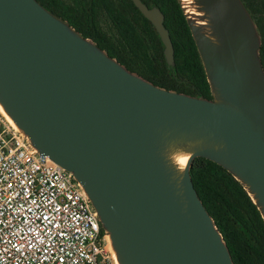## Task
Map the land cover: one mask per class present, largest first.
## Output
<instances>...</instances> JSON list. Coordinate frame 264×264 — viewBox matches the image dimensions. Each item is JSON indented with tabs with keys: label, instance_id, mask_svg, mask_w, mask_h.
Instances as JSON below:
<instances>
[{
	"label": "water",
	"instance_id": "water-1",
	"mask_svg": "<svg viewBox=\"0 0 264 264\" xmlns=\"http://www.w3.org/2000/svg\"><path fill=\"white\" fill-rule=\"evenodd\" d=\"M131 1L173 70L164 15ZM178 2L211 99L129 71L36 0H0V113L72 176L115 264H234L193 186L196 158L228 172L264 223L260 32L242 0Z\"/></svg>",
	"mask_w": 264,
	"mask_h": 264
},
{
	"label": "trees",
	"instance_id": "trees-1",
	"mask_svg": "<svg viewBox=\"0 0 264 264\" xmlns=\"http://www.w3.org/2000/svg\"><path fill=\"white\" fill-rule=\"evenodd\" d=\"M92 39L129 71L154 85L211 99L209 85L178 0H141L164 15L174 49L175 68L168 70L152 24L131 0H36ZM261 36L264 69V0H242ZM193 186L213 218L234 264H264V223L240 184L222 167L196 158L190 170ZM101 233L102 230H101Z\"/></svg>",
	"mask_w": 264,
	"mask_h": 264
},
{
	"label": "built area",
	"instance_id": "built-area-1",
	"mask_svg": "<svg viewBox=\"0 0 264 264\" xmlns=\"http://www.w3.org/2000/svg\"><path fill=\"white\" fill-rule=\"evenodd\" d=\"M0 264H115L72 176L0 113Z\"/></svg>",
	"mask_w": 264,
	"mask_h": 264
},
{
	"label": "bare ground",
	"instance_id": "bare-ground-1",
	"mask_svg": "<svg viewBox=\"0 0 264 264\" xmlns=\"http://www.w3.org/2000/svg\"><path fill=\"white\" fill-rule=\"evenodd\" d=\"M184 1H186V0H184ZM0 112H1L2 114H4L1 108H0ZM4 116H6V115L4 114ZM7 119L9 120L8 117H7ZM9 121H10V120H9ZM185 162H186V158H183V159L180 160V164H181L182 166L185 164Z\"/></svg>",
	"mask_w": 264,
	"mask_h": 264
}]
</instances>
